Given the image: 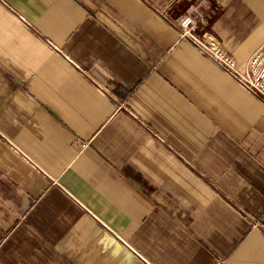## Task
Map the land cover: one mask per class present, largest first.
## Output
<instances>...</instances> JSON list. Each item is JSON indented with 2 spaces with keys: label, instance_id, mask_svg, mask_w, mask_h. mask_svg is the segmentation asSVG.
Segmentation results:
<instances>
[{
  "label": "crops",
  "instance_id": "obj_1",
  "mask_svg": "<svg viewBox=\"0 0 264 264\" xmlns=\"http://www.w3.org/2000/svg\"><path fill=\"white\" fill-rule=\"evenodd\" d=\"M263 45L264 0H0V264H264Z\"/></svg>",
  "mask_w": 264,
  "mask_h": 264
},
{
  "label": "built area",
  "instance_id": "obj_2",
  "mask_svg": "<svg viewBox=\"0 0 264 264\" xmlns=\"http://www.w3.org/2000/svg\"><path fill=\"white\" fill-rule=\"evenodd\" d=\"M198 19L200 18L197 15L189 12L179 20L181 35L192 37L202 51L236 72L235 57L222 46L221 42L210 31L204 30L199 36H193ZM243 80L251 89L264 97V45L251 58Z\"/></svg>",
  "mask_w": 264,
  "mask_h": 264
}]
</instances>
